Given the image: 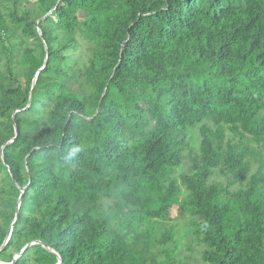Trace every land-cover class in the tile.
<instances>
[{"label":"trees","instance_id":"16d2710c","mask_svg":"<svg viewBox=\"0 0 264 264\" xmlns=\"http://www.w3.org/2000/svg\"><path fill=\"white\" fill-rule=\"evenodd\" d=\"M175 206L264 264V0H0V260L182 264Z\"/></svg>","mask_w":264,"mask_h":264},{"label":"rangeland","instance_id":"374dc122","mask_svg":"<svg viewBox=\"0 0 264 264\" xmlns=\"http://www.w3.org/2000/svg\"><path fill=\"white\" fill-rule=\"evenodd\" d=\"M36 0H31L32 3H34ZM32 6V4L30 5V7ZM84 13L83 12H80L79 13V17L81 20L84 19ZM76 78H77V72L75 73V76L72 78V80L70 81V89L73 91V92H78L79 89H78V85H77V82H76ZM21 83L24 84V80L21 79L20 80ZM17 85V83L15 84ZM192 134H193V141L199 145L200 143V135H199V129L198 128H194L192 129ZM189 165V158H186L185 159V165L184 167L182 168H178L177 169V175H180L182 173V171H184L185 169H187L186 167H188ZM179 214H180V209L178 206H175L172 208L171 210V217L173 218L171 223L173 225H176L177 228H176V232H177V236L179 238V242H180V248H181V255H182V259H183V263L182 264H197L198 260H197V256H196V253L195 252H191L188 250V239L186 237V231L188 230L189 227H187L186 224H184V221L185 219L183 218H180L179 217ZM21 227L25 230V231H28V227L25 226V225H21ZM197 247V246H196ZM10 259L7 258L6 261H3L5 263H10L9 261Z\"/></svg>","mask_w":264,"mask_h":264},{"label":"water","instance_id":"95a60500","mask_svg":"<svg viewBox=\"0 0 264 264\" xmlns=\"http://www.w3.org/2000/svg\"><path fill=\"white\" fill-rule=\"evenodd\" d=\"M37 26H38V30H39L41 36L43 37V34H42V32H41V29H40V20L37 22ZM46 50H47V56H46L45 64L47 63V58H48V48H47V47H46ZM36 80H37V76H36V78H35V80H34V84H33L32 91H31V92H33V88H34V85H35ZM17 134H18V133H17V129H16V136H17ZM16 136H15V138H16ZM15 138H14V139H15ZM14 139H13V140H14ZM13 140H12V141H13ZM24 192H25V188L22 189V194H21L20 199H19V205H18V210H17V214H16V218H15L14 224L16 223V221H17V219H18V217H19V207H20L21 202H22V200H23V194H24ZM12 230H13V229H11L10 235H9L8 239L6 240L4 246L7 245L8 241H9V239H10V237H11ZM38 242H40V241H36V242L33 241V242L27 244V245L24 247V249H23V250H22V251H21L16 257H14V259H13L12 262H10V263H5V262H3V261L0 260V264H14V262L17 260V258H18L19 256H21V254H23V252H24L28 247H30L32 244H35V243H38ZM45 246L48 247L47 245H45ZM59 257H60V256H59ZM61 263H62V259H61V257H60L59 262H58L57 264H61Z\"/></svg>","mask_w":264,"mask_h":264}]
</instances>
